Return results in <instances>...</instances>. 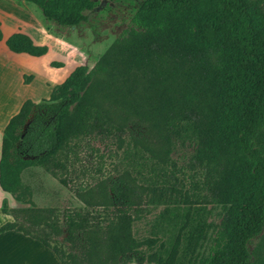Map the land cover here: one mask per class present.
I'll list each match as a JSON object with an SVG mask.
<instances>
[{
	"label": "trees",
	"instance_id": "16d2710c",
	"mask_svg": "<svg viewBox=\"0 0 264 264\" xmlns=\"http://www.w3.org/2000/svg\"><path fill=\"white\" fill-rule=\"evenodd\" d=\"M23 1L69 29L102 0ZM119 1L134 6L130 24L94 65L75 66L47 98L25 99L5 124L0 188L29 206H2L12 221L0 233L38 240L60 264H185L177 258L182 240L196 242L206 228L198 204L216 203L221 222L196 264H252L249 243L264 229V0ZM5 45L32 56L46 51L21 32ZM90 140L123 148L129 168L71 183ZM177 145L190 147L179 169L170 158ZM29 166L70 184L83 204L63 214L66 250L35 232L46 209L24 198L20 173ZM178 172L191 192L177 189ZM166 196L189 201L173 239L136 240L134 214Z\"/></svg>",
	"mask_w": 264,
	"mask_h": 264
},
{
	"label": "rangeland",
	"instance_id": "374dc122",
	"mask_svg": "<svg viewBox=\"0 0 264 264\" xmlns=\"http://www.w3.org/2000/svg\"><path fill=\"white\" fill-rule=\"evenodd\" d=\"M34 7L37 9L36 6ZM133 8L134 6L130 2L102 0L93 10L87 13L86 22H83L77 28L68 29L51 25L50 31L53 35L50 40L54 43L53 48L57 52L67 54L77 50L80 64L90 69L108 45L120 34L121 30L129 26ZM41 69L40 72L45 73L43 75L47 76L45 67L42 66ZM24 77L28 80L30 76ZM260 143H263V141ZM122 149L114 152L112 144L107 145L106 142L90 140L88 145L78 152L77 169H80V172L77 173V170L75 171V176L71 183L92 182L97 177L106 174L113 175L119 170L128 169L129 164L126 163ZM189 151L190 147L187 145L176 146L170 154V158L175 162L176 168L179 169L183 165V157L187 156ZM83 168L84 171L87 168L88 173L85 171L83 174L81 172ZM187 172L189 170L183 169L182 173L188 174ZM176 175L179 180L175 184L179 185L181 181L184 184V187L177 185V189H188L186 180L180 178L182 177L180 172ZM20 182L22 186H26L29 190V194L25 195L24 198H29L33 206L46 209L37 219L38 225L34 227V229L36 228L35 232L41 236L47 235L45 237L51 245L61 246L66 250L65 232L63 227L61 228L63 214L83 206L82 202L74 194L72 186L70 184L63 185L57 178L50 175L49 172L40 166H29L21 171ZM188 190L191 192L190 189ZM188 199L192 200V197ZM188 204L189 201H184L180 197L175 199L167 196L160 198L157 202L142 204L140 211L134 214L131 222L133 237L139 241L153 238L157 246L160 243L167 246L182 224L183 214ZM6 205L9 208L29 206L28 203L18 202L14 199L11 204L6 203ZM198 205L201 206L199 207L201 208V218L205 222L206 228L198 241H191L186 246L185 240H182L177 258L185 264L190 261H193L194 264L199 263L209 254L212 238L220 225L223 215V209L219 204L201 202ZM58 226L62 229L61 232L56 235H49ZM140 250L148 252L150 249L143 245ZM249 250L252 264H264V229L260 235L250 241ZM51 255H54L52 251ZM125 264L151 263L145 261L138 263L132 259Z\"/></svg>",
	"mask_w": 264,
	"mask_h": 264
},
{
	"label": "crops",
	"instance_id": "0c3cea01",
	"mask_svg": "<svg viewBox=\"0 0 264 264\" xmlns=\"http://www.w3.org/2000/svg\"><path fill=\"white\" fill-rule=\"evenodd\" d=\"M32 5L23 0H0V142L5 124L25 99L37 102L47 98L53 86L80 65L77 50L68 54L55 51L50 40L53 24L43 18L36 5L37 9ZM14 32L24 33L34 44L46 46L45 53L32 56L10 51L5 39ZM42 66L48 77L40 72ZM24 76L30 77L27 80ZM12 200V196L0 188V225L12 221V216L1 210L2 206L9 209L6 203L11 204ZM0 264L60 263L38 240L18 231L6 230L0 233Z\"/></svg>",
	"mask_w": 264,
	"mask_h": 264
}]
</instances>
